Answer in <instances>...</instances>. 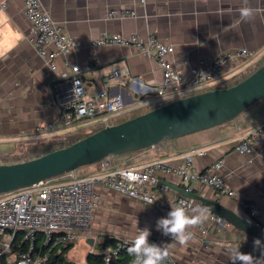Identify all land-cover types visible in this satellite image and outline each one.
<instances>
[{
  "label": "crops",
  "instance_id": "1",
  "mask_svg": "<svg viewBox=\"0 0 264 264\" xmlns=\"http://www.w3.org/2000/svg\"><path fill=\"white\" fill-rule=\"evenodd\" d=\"M40 1L53 20L63 25L80 45L66 55H58L55 59L57 68L51 69L47 58L38 52L33 24L24 12L23 0H10L7 7L0 10V156L20 153L27 146L55 136L73 132L87 135L91 128L95 131L103 127L99 121L89 120L73 128L57 123L53 132H38V126L55 119L63 104L72 100L74 90L69 76L72 66L76 64L82 67L88 95H95L107 88L109 93L121 94L125 103L132 105L154 94L152 87L163 79L157 60L132 45L107 44L94 49L92 40L105 31L124 36L136 32L142 37L155 33L163 42L173 44V56L179 64L178 75L185 80H191L190 67L196 65L199 58L216 56L222 51L237 48H247L260 54L238 65L225 66L220 81L215 84L218 87H225V84L240 79L264 60V0H247L246 3L245 0ZM243 7L253 10L252 18L242 19L240 9ZM112 8L134 9L136 14L110 17ZM48 48L53 49V46L49 45ZM113 68H124L127 73L114 77L111 74ZM63 72H67L68 78L60 77ZM133 76L138 79L132 81ZM147 107L123 112L114 118L115 123L145 112L149 109ZM263 120L264 99L244 111L236 120L156 146L113 155L104 163L109 170L139 166L154 159H164L178 165L187 152L200 148L203 154L194 157V166L205 171L221 161V167L215 172L226 180L235 195L222 194L212 186L198 182L193 183L191 191L218 199L242 217L264 226V142L258 145L259 152L254 155L242 154L235 149V143ZM100 169L99 163L86 165L81 175ZM159 175L160 180L185 189L179 175L165 171ZM67 178L69 176L61 177V180ZM94 191L100 201L92 221V227L97 232L92 236L91 227L88 236L94 238V244L84 254V261L88 252H102L95 246L101 235L112 232L135 237L138 228L149 229V240L157 245L165 244L169 253L167 259L177 264H231L230 254L236 248L242 253L252 254L244 247H238L246 233L242 234L243 231H238L234 226L225 235L212 229L208 235L202 236L199 224L189 229L193 239L186 246H180L170 236L157 230L158 219L165 216L156 205L145 204L103 184H96ZM241 198L256 203L260 210L258 216H252L240 204ZM81 243L86 242H79L75 246L81 249Z\"/></svg>",
  "mask_w": 264,
  "mask_h": 264
},
{
  "label": "built area",
  "instance_id": "2",
  "mask_svg": "<svg viewBox=\"0 0 264 264\" xmlns=\"http://www.w3.org/2000/svg\"><path fill=\"white\" fill-rule=\"evenodd\" d=\"M10 0H0V10L7 7ZM144 2V0H141ZM24 12L33 24L38 52L47 58L51 69L56 70L55 59L58 55H66L80 45L71 37L64 26L53 20L50 13L42 6L40 0H23ZM134 9L112 8L110 17L133 16ZM107 44L132 45L138 51L154 57L162 70V82L152 87L154 94L128 105L121 94H111L104 88L95 95H88L85 89L82 67L72 66L69 80L73 86L74 96L63 104L55 119L38 126V132H53L56 124L73 128L89 120H97L103 126L115 123V117L123 112L134 111L145 106L155 107L160 104L211 89L220 81L224 67L228 64L238 65L244 61L259 57V53L247 48L225 50L216 56L199 58L196 65L190 67L191 80L178 75L179 64L174 59V45L163 42L155 33L146 37L134 32L129 36L105 31L91 42L95 49ZM52 45L53 49L48 46ZM185 63H188L185 60ZM124 68H113L112 76L126 74ZM68 78L67 72L60 75ZM132 81L138 77L133 76ZM107 83V82H106ZM264 142V120L244 137L235 143V149L242 154H257L258 145ZM202 149L187 152L182 162L172 165L164 159H154L139 166H124L114 170L106 167V160L98 162L99 171L81 175L76 170L70 171L69 178L49 182L40 181L27 187L0 193V264L5 256L9 264H47L49 251L67 242H86L92 227L95 210L99 207V196L94 191L96 184L119 193L127 194L145 204L156 205L166 217L171 207L180 204L192 215L193 210H202L205 221L199 225L202 236L216 230L223 235L233 227L222 216L205 208L200 202L184 195L169 191L167 185L161 183L160 173L169 172L179 175L185 184V190L191 191L195 182L207 184L222 194L235 195L226 180L215 170L221 167L216 162L205 171L198 170L193 160L202 155ZM240 204L249 210L252 216H258L260 210L255 202L241 198ZM114 240L102 249L104 264H123L118 260L126 248L131 246L135 237L119 236L108 233ZM256 238L245 235L238 243L252 254L261 256L262 249L254 246ZM264 244L263 239H259ZM150 243L155 241L149 240ZM48 249L43 252L42 247ZM264 248V245L261 246ZM170 264L174 261L170 260ZM87 264V263H85ZM135 264L132 256L129 263Z\"/></svg>",
  "mask_w": 264,
  "mask_h": 264
},
{
  "label": "water",
  "instance_id": "3",
  "mask_svg": "<svg viewBox=\"0 0 264 264\" xmlns=\"http://www.w3.org/2000/svg\"><path fill=\"white\" fill-rule=\"evenodd\" d=\"M264 99V63L240 81L226 87L190 94L105 125L92 133L47 153L27 160L0 163V193L27 187L40 181L92 165L113 155L156 146L190 133L236 120L255 103ZM161 183L180 194L200 201L247 235L264 240V226L242 217L218 199L208 198L181 186ZM88 237L87 243L94 244Z\"/></svg>",
  "mask_w": 264,
  "mask_h": 264
},
{
  "label": "clouds",
  "instance_id": "4",
  "mask_svg": "<svg viewBox=\"0 0 264 264\" xmlns=\"http://www.w3.org/2000/svg\"><path fill=\"white\" fill-rule=\"evenodd\" d=\"M247 0H245V3ZM242 19L248 20L253 17L254 12L250 7L240 9ZM150 205L153 202H149ZM206 216L202 210H193V214L189 215L185 206L180 204L171 207L166 217H162L157 221V230L163 235L170 236L180 246H186L192 239L193 233L189 230L199 224H202ZM138 228V227H137ZM151 235L149 229H139L128 248L129 255L135 258V264H162L168 256V250L163 245H157L149 242ZM264 245L259 239L254 241L256 248L262 249L260 257H254L252 254L242 253L239 248L231 251V264H264Z\"/></svg>",
  "mask_w": 264,
  "mask_h": 264
},
{
  "label": "trees",
  "instance_id": "5",
  "mask_svg": "<svg viewBox=\"0 0 264 264\" xmlns=\"http://www.w3.org/2000/svg\"><path fill=\"white\" fill-rule=\"evenodd\" d=\"M263 63H264V60L261 63H259L258 65H256L255 68H257L258 66H260ZM253 70H251V71H253ZM248 74L242 76L240 79H238L232 83H229L227 86H230V85L240 81L241 79H243ZM151 108H154V107H150L149 109H151ZM149 109H147V110H149ZM120 121H123V120H120ZM84 136L85 135H82V134L79 135V134L74 133V132L65 134L63 136H55V137H53L49 140H46L44 142H40V143H36L34 145L27 146L20 153H12L11 155H6L8 157H5L4 159H6V160L2 163H12V162H17V161H22V160H27V159H30L33 157H37V156H40V155L47 153L48 151H51V150H54V149H57L60 147H64L68 144H71L74 141H76V140H78ZM238 231H240V230H238ZM243 233L244 232H242V234ZM113 242H114V240L111 239L108 236V234H104L98 238V240L95 243V246L98 249H103L104 247H106L109 244H112ZM74 246H75V242H67V243L60 244L59 246H57L55 248H52L49 251V259H48L47 264H79L67 256L68 251ZM42 250H43V252L48 251V249L45 248L44 245L42 247ZM131 258H132V256L129 255L128 248H126L123 251V258L119 259L118 261L123 263V264H126V263H129ZM1 262H2L1 264H9L7 262V258L5 256L2 258ZM86 263L87 264H104V258H103L102 253H99V251L88 252L86 255ZM170 263H171L170 260L167 258L162 262V264H170ZM173 264H177V263L174 262Z\"/></svg>",
  "mask_w": 264,
  "mask_h": 264
},
{
  "label": "rangeland",
  "instance_id": "6",
  "mask_svg": "<svg viewBox=\"0 0 264 264\" xmlns=\"http://www.w3.org/2000/svg\"><path fill=\"white\" fill-rule=\"evenodd\" d=\"M250 68H251V67H250ZM248 70H249V68H248ZM248 70H247V71H248ZM236 75H237V74H236ZM233 77L235 78L236 76L234 75ZM234 78H233V79H234ZM219 85H223V84H219ZM227 85H228V84H225L224 86H227ZM213 88H218V85L213 86L211 89H213ZM141 111H143V110H141ZM111 123H113V121H111ZM93 129H94V128H91V129H90V133L94 132ZM74 133H77V134L81 135L80 132H74ZM82 135H83V134H82ZM5 157H8V156H0V163L4 162V161L6 160V159H4ZM76 171H77L79 174H82V173L84 172V171H83V167H80V168L76 169ZM69 173H70V172H66V173H64V174H62V175H59V176H56V177H52V178H50L48 181H49V182H56L57 180H61V177L69 176ZM94 232H97V230L94 229V227H92V233H91L92 236H95ZM109 233H112V232H109ZM99 235H100V234H99ZM117 235H119V234H117ZM119 236H124V235H119ZM81 245H83L81 249H79L78 246H74V247H72V248L68 251V255H67V256H68L70 259H72L73 261H75V262H77V263H79V264H85L86 261H84V259H85V258H84V254L87 252V250H90L91 247H90V245H88V244H86V243H81ZM258 256H259V255H258Z\"/></svg>",
  "mask_w": 264,
  "mask_h": 264
}]
</instances>
